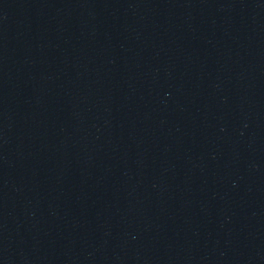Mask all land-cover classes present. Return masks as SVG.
<instances>
[{
  "label": "water",
  "instance_id": "1",
  "mask_svg": "<svg viewBox=\"0 0 264 264\" xmlns=\"http://www.w3.org/2000/svg\"><path fill=\"white\" fill-rule=\"evenodd\" d=\"M0 264H264V0H0Z\"/></svg>",
  "mask_w": 264,
  "mask_h": 264
}]
</instances>
